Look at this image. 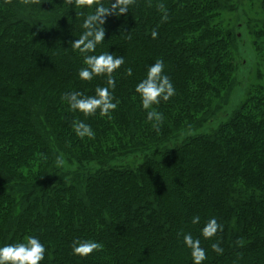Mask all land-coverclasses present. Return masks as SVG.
I'll return each instance as SVG.
<instances>
[{"label":"trees","instance_id":"1","mask_svg":"<svg viewBox=\"0 0 264 264\" xmlns=\"http://www.w3.org/2000/svg\"><path fill=\"white\" fill-rule=\"evenodd\" d=\"M115 2L0 0V246L34 235L47 246L41 264H192L180 235L191 232L203 264H264V85L225 111L239 65L235 24L223 18L231 1L135 0L104 14L105 39L88 54L124 56L110 89L119 103L86 116L64 93L95 95L107 76L81 80L87 65L72 42L85 16ZM259 6L252 44L264 55ZM158 59L176 89L153 106L159 126L135 92ZM76 121L95 138L77 136ZM211 217L223 231L206 239ZM78 237L101 250L74 254Z\"/></svg>","mask_w":264,"mask_h":264},{"label":"clouds","instance_id":"2","mask_svg":"<svg viewBox=\"0 0 264 264\" xmlns=\"http://www.w3.org/2000/svg\"><path fill=\"white\" fill-rule=\"evenodd\" d=\"M51 3L52 0H49ZM69 3L72 0H68ZM89 4L93 0H88ZM135 3V0H116L110 7H104L98 4L94 13L85 16L83 20L84 31L72 42L73 49L79 50L84 56V64L78 75L81 80L91 81L96 76H107V86H99L95 90V95H85L81 91L65 92L63 99L70 105L72 110L83 112L86 116L94 115L99 110L101 115H107L111 110L117 108L119 101L115 98L114 92L116 78L113 73L120 69L125 63L123 55L114 56L111 52H102L98 55L95 53L96 47L105 39L104 14L115 11L117 15L129 10V5ZM163 12L162 20L169 19L167 10L160 5ZM118 9V11H116ZM158 32L153 29L151 35L153 38L158 36ZM131 38V37H129ZM165 62L162 59L156 60L148 66L147 75L135 85V92L139 94L141 106L147 111V119L155 121L159 126L164 119L163 113L155 110L154 105H159L161 101H167L176 95V89L170 76L164 71ZM128 74L132 70L129 68ZM75 133L81 139L87 137L95 138V130L90 124L84 121H76L73 124ZM64 159L62 156L57 157V166H63ZM193 224L200 223V216L195 215L191 221ZM223 231V225L215 217H211L202 227L201 235L204 238H211L217 232ZM183 237V243L191 249L192 264H203L207 259L206 249L201 246V239L194 237L191 232L180 233ZM102 244L100 241L92 238H75L72 242L74 254L87 256L94 252L100 251ZM212 248L217 253H222L223 248L218 243H213ZM47 246L41 242L39 237L29 235L27 240H21L15 243H6L0 246V264H41L45 259Z\"/></svg>","mask_w":264,"mask_h":264},{"label":"rangeland","instance_id":"3","mask_svg":"<svg viewBox=\"0 0 264 264\" xmlns=\"http://www.w3.org/2000/svg\"><path fill=\"white\" fill-rule=\"evenodd\" d=\"M232 10L223 14L226 23L235 24L238 34L236 56L239 61L236 71L237 85L231 95L230 103L225 111H231L243 99L249 84L264 85V55L253 46L252 29L256 21L263 17L259 0H229ZM237 27V28H236Z\"/></svg>","mask_w":264,"mask_h":264}]
</instances>
